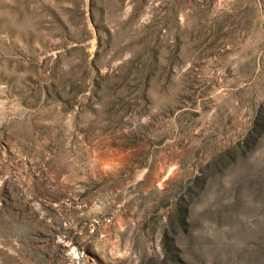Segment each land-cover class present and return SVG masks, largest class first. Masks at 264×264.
<instances>
[{
	"label": "rangeland",
	"instance_id": "rangeland-1",
	"mask_svg": "<svg viewBox=\"0 0 264 264\" xmlns=\"http://www.w3.org/2000/svg\"><path fill=\"white\" fill-rule=\"evenodd\" d=\"M0 264H264V0H0Z\"/></svg>",
	"mask_w": 264,
	"mask_h": 264
}]
</instances>
